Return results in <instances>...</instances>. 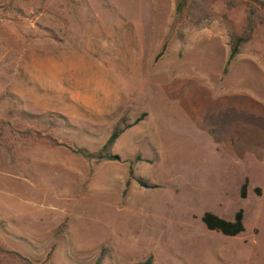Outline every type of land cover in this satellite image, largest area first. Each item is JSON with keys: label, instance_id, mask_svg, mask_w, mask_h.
Here are the masks:
<instances>
[{"label": "rangeland", "instance_id": "obj_1", "mask_svg": "<svg viewBox=\"0 0 264 264\" xmlns=\"http://www.w3.org/2000/svg\"><path fill=\"white\" fill-rule=\"evenodd\" d=\"M201 3L197 28L175 0H0L1 245L37 264L104 247L102 264H264V24L225 73L245 8ZM116 125L119 159L74 152ZM239 209L235 236L202 221Z\"/></svg>", "mask_w": 264, "mask_h": 264}, {"label": "trees", "instance_id": "obj_2", "mask_svg": "<svg viewBox=\"0 0 264 264\" xmlns=\"http://www.w3.org/2000/svg\"><path fill=\"white\" fill-rule=\"evenodd\" d=\"M206 0H175V13L176 17L180 18L184 14L185 10L187 8H194L197 9L199 12V15L197 19L194 21L197 28H202L208 25L209 21H211V15L208 11L203 10V5L201 2ZM232 4H238L240 6H243L246 11V26L245 30L242 33H237L236 31L232 30L230 33L231 41H230V53L227 59L226 67L224 69V72L227 73L229 70V65L233 61V59L241 52V46L244 44L247 40H249L252 37L254 29L260 25L264 24V0H228ZM209 20L208 22L206 21ZM163 50L159 52V54L162 53ZM142 118H137L135 122H139ZM129 125L120 126L116 125L114 129L112 130L109 138L104 143L102 148L97 152H89L85 148H78L73 149L74 152L82 155L86 159L89 160H95V161H105V160H116L119 159V155L112 153V148L115 145L117 139L120 137V135L124 132L125 128ZM141 157L138 156L137 160H140ZM134 161L131 163L130 166V177H134V167H133ZM137 181L142 185L146 187L155 186L144 179L138 177ZM247 187V182L243 185V191L242 196H245ZM202 221L204 222L205 226L209 230L218 231L226 236H235L245 230L244 225V210L239 209L234 219L228 220L225 219L214 212L206 211L202 215ZM0 252L3 254H6L7 256L22 262L24 264H37L29 257L23 255L17 250L7 248L4 245L0 244ZM106 253V247L102 249V252L100 253L99 257L97 258V261L95 264H102ZM40 264H49L48 262H42ZM139 264H153V256H149L146 260L140 262Z\"/></svg>", "mask_w": 264, "mask_h": 264}]
</instances>
